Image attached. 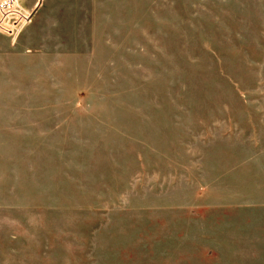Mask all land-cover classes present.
<instances>
[{
    "label": "rangeland",
    "instance_id": "rangeland-1",
    "mask_svg": "<svg viewBox=\"0 0 264 264\" xmlns=\"http://www.w3.org/2000/svg\"><path fill=\"white\" fill-rule=\"evenodd\" d=\"M43 2L0 32V264H264V0Z\"/></svg>",
    "mask_w": 264,
    "mask_h": 264
},
{
    "label": "built area",
    "instance_id": "built-area-1",
    "mask_svg": "<svg viewBox=\"0 0 264 264\" xmlns=\"http://www.w3.org/2000/svg\"><path fill=\"white\" fill-rule=\"evenodd\" d=\"M33 11L26 9L20 0H0V32L13 35L32 21Z\"/></svg>",
    "mask_w": 264,
    "mask_h": 264
},
{
    "label": "crops",
    "instance_id": "crops-1",
    "mask_svg": "<svg viewBox=\"0 0 264 264\" xmlns=\"http://www.w3.org/2000/svg\"><path fill=\"white\" fill-rule=\"evenodd\" d=\"M44 0H20V3L22 4V6H24L26 9H28V10H30V11H33V14L35 13V12H37L38 11V9H40L41 8V6L43 5V2ZM28 27L29 26H27L25 29V31H24V33H26L27 32V30H28ZM1 34H3V33H1ZM3 35H6V34H3ZM6 36H8V35H6ZM4 56V52L2 53V52H0V58L1 57H3Z\"/></svg>",
    "mask_w": 264,
    "mask_h": 264
}]
</instances>
